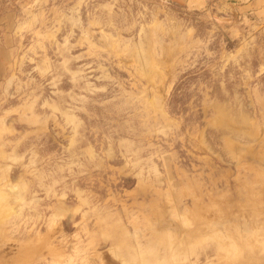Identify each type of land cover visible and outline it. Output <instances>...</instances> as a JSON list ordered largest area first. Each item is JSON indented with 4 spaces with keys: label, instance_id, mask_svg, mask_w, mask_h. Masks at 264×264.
<instances>
[{
    "label": "rangeland",
    "instance_id": "rangeland-1",
    "mask_svg": "<svg viewBox=\"0 0 264 264\" xmlns=\"http://www.w3.org/2000/svg\"><path fill=\"white\" fill-rule=\"evenodd\" d=\"M5 2L0 264L264 261V13Z\"/></svg>",
    "mask_w": 264,
    "mask_h": 264
},
{
    "label": "crops",
    "instance_id": "crops-1",
    "mask_svg": "<svg viewBox=\"0 0 264 264\" xmlns=\"http://www.w3.org/2000/svg\"><path fill=\"white\" fill-rule=\"evenodd\" d=\"M6 0H0V33L7 34L13 28L14 11L8 5ZM175 3H183L190 6H195L206 2V0H171ZM223 1V0H222ZM240 12H248L250 10L260 11L264 13V0H232L231 3ZM8 47L5 42L0 44V75L4 72V58L8 55Z\"/></svg>",
    "mask_w": 264,
    "mask_h": 264
},
{
    "label": "bare ground",
    "instance_id": "bare-ground-1",
    "mask_svg": "<svg viewBox=\"0 0 264 264\" xmlns=\"http://www.w3.org/2000/svg\"><path fill=\"white\" fill-rule=\"evenodd\" d=\"M217 243V242H216ZM216 243H215V247L216 248H214V251L216 252V253H218V254H222V252H218L221 248L220 247H217L216 246ZM226 249H228V248H226ZM228 252H229V249H228ZM175 253V252H174ZM232 257V256H231ZM237 264H242V262H236ZM256 263H260V264H264V261H257ZM164 264H170V262L169 261H166Z\"/></svg>",
    "mask_w": 264,
    "mask_h": 264
}]
</instances>
